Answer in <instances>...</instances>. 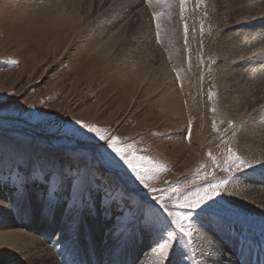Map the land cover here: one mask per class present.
Returning a JSON list of instances; mask_svg holds the SVG:
<instances>
[{"label":"rangeland","instance_id":"rangeland-1","mask_svg":"<svg viewBox=\"0 0 264 264\" xmlns=\"http://www.w3.org/2000/svg\"><path fill=\"white\" fill-rule=\"evenodd\" d=\"M50 1L66 2L67 11L72 3L78 10L54 17L42 7ZM162 2L0 0V185H7L0 187V233L19 229L38 237L44 258L0 245V264H51L49 255L58 264H157L153 254H146L148 248L139 250L141 240L125 244L120 233L111 231L102 193L96 195L95 211L83 213L77 230L69 228L73 203L66 183L51 211L42 197L43 183L30 184L25 200L13 207L22 194H13L17 174L31 172L35 179L60 169L73 176L79 169L81 183L127 182L126 187L151 197L145 215L156 212L166 222L171 218L156 203L163 195L174 214L190 216L186 224L194 234L239 224L241 229L230 226L233 240L224 249L234 264H264V209L244 187H264V0ZM110 31L117 37L108 53L88 44ZM135 63L144 70L142 83L122 74ZM163 70L172 74L165 85L178 88L176 114L157 100L164 83L153 88L152 74ZM76 121L117 137L131 154L126 158L145 157L139 166L149 172V187L135 180L105 141ZM232 153L245 162L238 171L229 168ZM114 164L120 174L112 171ZM224 179L228 183L221 194L201 209L175 207V200ZM58 182L54 175L49 186L58 190ZM139 201V196L128 201L133 208L131 213L124 209L126 218ZM109 236L113 241L102 249ZM199 242L195 252L188 250L187 264L211 263L203 258L211 252ZM172 259L180 264L176 251Z\"/></svg>","mask_w":264,"mask_h":264},{"label":"snow or ice","instance_id":"snow-or-ice-1","mask_svg":"<svg viewBox=\"0 0 264 264\" xmlns=\"http://www.w3.org/2000/svg\"><path fill=\"white\" fill-rule=\"evenodd\" d=\"M15 63V62H13ZM212 94H209L211 99ZM215 109H213L214 111ZM82 128L87 129L88 132L94 133L100 140L105 141L107 148H110L116 156L127 165L131 173L134 174L135 180L139 181L144 188H148L151 177L148 171L143 170L139 165L140 162L145 160V157L132 156L131 159L126 158L131 155L127 152L126 148L121 147V142L117 137L109 138L108 135L102 134L103 130L96 125L83 124L81 121H76ZM91 139V138H89ZM104 147V146H101ZM231 152V150L229 149ZM100 156L107 159V155L104 152L100 153ZM231 164L229 168H235L237 171L244 166V161L235 153L231 154ZM135 161V162H134ZM153 167H157L153 165ZM229 168L223 169L229 171ZM107 170V169H106ZM161 170H166L161 166ZM77 175L73 176L70 171H64L60 169L58 171H49L42 177L37 174V177L33 179L31 172H26L23 176L17 174L16 180L18 185L13 188V194L20 192L21 195L16 196V204L13 207H18L26 198L28 186L30 184L43 183L45 186V192L42 193V197L45 200V207L49 211L53 210L59 203V192L64 190L65 183L67 184L68 191L70 193V199H72L73 207L69 209L72 214V221L69 225L70 229H79L80 222L84 212L91 214L95 211L96 207V195L101 194L103 199L101 201L102 206L105 208V216L108 219L113 220L112 229L113 233H120L124 237V243L128 244L132 239L142 240L143 233H146L151 239L152 243L147 250L156 257L157 264H173L172 254L174 251L179 255L180 264H187L188 250L195 252L197 247L196 241L200 239V234L195 232L193 226L187 225L186 222L190 219V216L184 212L173 213L168 206L164 203L165 197L160 196L156 201L159 204L160 209L167 213L171 219L166 222L159 221V216L156 212H150V215H145V209L151 205L150 196H141L139 192H136L130 187H126L127 182L111 185L100 184L96 180H85L82 183L79 181V169L76 170ZM112 171L120 174V168L118 164H114ZM59 176V189L54 190L51 188L50 180L52 176ZM228 183V179L220 180L214 183H210L207 187L198 189L195 192L186 194L183 197L174 201V205L180 209L197 210L201 209L208 201L213 200L214 197L219 196ZM95 184V187L93 186ZM7 185H0V187ZM75 189V198L71 197L72 190ZM150 192L155 189H149ZM176 192L177 189H172ZM139 196L140 201L135 205V213L130 218H126L124 211L127 208L131 213L133 205L129 203L131 199ZM53 197H57L55 200ZM65 206L67 201L64 202ZM113 208L116 210L113 214ZM174 217V218H172ZM168 227H165L164 224ZM182 238V239H181ZM59 243V238H57ZM177 242L180 247H177ZM210 247H212L210 245ZM199 254V253H197Z\"/></svg>","mask_w":264,"mask_h":264},{"label":"bare ground","instance_id":"bare-ground-1","mask_svg":"<svg viewBox=\"0 0 264 264\" xmlns=\"http://www.w3.org/2000/svg\"><path fill=\"white\" fill-rule=\"evenodd\" d=\"M88 2H89V0H88ZM147 2H150V1H147ZM158 2H159V0H158ZM164 2L166 4L168 2H169V4L170 3L172 4L171 0H164ZM164 2H162V3L164 4ZM65 3L62 2V1H54V2H51L50 1V3L49 2H46L45 4H42L43 5L42 7H48V10H50V12L53 14L54 17L60 16L64 12H69V11H71V12H73V14H75L76 10H78L77 9L78 6L71 5L72 4L71 3L70 4V9H69V11H67L66 4ZM154 3H152V4H154ZM166 15H167V13H166ZM168 21L170 22V19H167L166 20V22H168ZM171 21L173 22V20H171ZM178 25H180V24H178ZM165 29L166 28H164V31H167ZM115 32L114 31H110V32L106 33L105 35L103 34V35H100V36H96L93 39H89L88 40V44L90 46H92L93 49L96 52H103L104 51V53H108L109 51H111V49L113 48V44L115 43V40H116V37H117V34ZM120 35H121V33H120ZM169 36L170 35H168V38H169ZM162 37H164V36H162ZM172 40H173V38H172ZM56 48H59V47H56ZM248 63L250 64V60H249ZM134 66H137V67L135 68ZM132 68H134V69H132ZM132 68L130 66H127L126 65L124 67L123 71H122L123 76L127 77V76H129V75L132 74L135 77V79H137V81H139L141 83L144 82V79H145V76L143 74V71L144 70L141 69L138 66V63H135L132 66ZM179 73L182 74L181 71ZM151 79L153 81V88H155V89H158V86L164 83L163 89L159 93V96H158L157 100L161 104H163V105L165 104L167 106V104H168V108H169V111L168 112L169 113H170V111L173 112L174 114L178 113V111L180 110L179 109L180 108L179 107V96H177L178 88L172 82H170L171 85H168V86L165 85L166 84V81H165L166 79L167 80H172V74L169 73L168 70H166V71L163 70V72L162 73H158V75H157L156 72L153 73L152 76H151ZM186 81L187 80H184V82H186ZM244 187H245V189L247 190L248 193L253 194V195H257V197L259 199L258 200L259 207L262 208V210H263L264 209V187L261 188L259 186L251 185V184L250 185H246ZM254 201L256 202V199ZM224 223H229V222H224ZM222 226H220L219 229H215L216 231L215 230H213V231H211V230L210 231H207V230H203V229L202 230L199 229V231H198V233L200 234L199 246L201 248H203V250H205V252L206 251L211 252L210 254L204 253L206 256L203 255V258H205L207 260H211L210 261L211 262L210 264H221L222 263L221 260H224V259L229 260V262L231 264H234V259H231V256L232 255H230L229 252H228V250L224 249V247L226 246L225 243L226 244H227V242L230 243L233 240V230L232 231L230 230V226L235 230V229H238V228L241 229V225L234 223L232 225L227 224V225H222ZM96 228L97 227L95 226L94 228L91 227V229H90L91 231H93L92 232L93 233L92 234V239H94L95 232H96ZM217 232H218L219 235L217 234ZM217 235L218 236H221V237H217ZM114 236H116V235L114 234ZM18 241H20V242H18ZM111 241H113V240H111V237L108 238V239H106V242L104 244H102L101 248L104 249L108 244L111 243ZM91 242L94 244L93 241H91ZM40 244H42V242L39 240L38 237H36V236H34V235H32V234H30L28 232L19 230V229L8 230L7 232L0 233V245H2L4 248L10 249L11 251H15V250L18 249L20 251V253H24L26 255L27 254L28 255H36L37 256V260L42 261V260H44L42 254L38 253V252H40V250H38L40 248L39 247ZM150 244L151 243L144 242V239H142L141 242H140V244H139V250L143 251V248H144V250H145V248H148L149 249ZM210 245L212 247H210ZM37 247H39V248H37ZM249 248H251V246H249ZM242 249H244V251H245L246 250L245 249V246H243ZM247 251H250V249L247 250ZM146 254L147 255H151V253L148 254V251L147 250H146ZM50 257H51V255H49V257H47V258L50 259L51 264H58L56 260H53ZM243 257H244V255H243ZM254 261H256V260H254ZM141 262H140V264H141ZM250 262L252 263V261H250ZM260 262H261V260H260ZM99 263H100L99 260H97L94 264H99Z\"/></svg>","mask_w":264,"mask_h":264}]
</instances>
